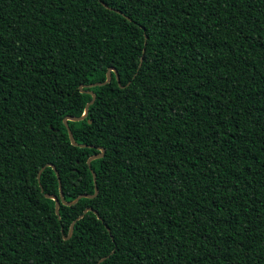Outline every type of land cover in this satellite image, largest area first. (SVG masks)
Segmentation results:
<instances>
[{"label": "trees", "instance_id": "obj_1", "mask_svg": "<svg viewBox=\"0 0 264 264\" xmlns=\"http://www.w3.org/2000/svg\"><path fill=\"white\" fill-rule=\"evenodd\" d=\"M96 263L264 264V0H0V264Z\"/></svg>", "mask_w": 264, "mask_h": 264}, {"label": "water", "instance_id": "obj_2", "mask_svg": "<svg viewBox=\"0 0 264 264\" xmlns=\"http://www.w3.org/2000/svg\"><path fill=\"white\" fill-rule=\"evenodd\" d=\"M113 69H115V68H114V67H110V68L107 70L106 78H105L104 81H101V82H95V83H91V84H88V85H81V86H80L81 90H82V91H85V90L82 89L84 86H87V87H92V86H96V85L99 86V85H103V84H106V83L110 82V80H111V71H113ZM113 72H114V71H113ZM115 76H116V79H117V81H118V83H119V85H120V82H119V76H118V72H117V71H115ZM120 86H122V85H120ZM86 91L89 92V93L92 95V98H91V100L86 104V106H85V110H84L83 114H82L81 116H78V117H76V116H66V117L63 119V122H64V124H65V126H66V128H67L68 135H69V139H70L71 143L74 144V145H79V146H84V144H78V143L74 140L73 133H72V131H71V129H70V127H69L67 121H68V120L78 121V120H81V119L85 118V116L87 115L88 107H89L90 104L93 103V101H94V99H95V94H94V92L91 91V90H86ZM88 121L90 122V120H88ZM103 153H104V149H103V148H100V153L95 154V155H92V156H90V157L88 158V160H87L88 165L90 166V162H91V160L103 156ZM48 166H51V167L55 170V172H56V176L58 177L59 198H57L55 195H52V194H45V196H46L47 198H51V199L55 198V199H53V200H54V202H55V213H56L57 215H59V203H60V200H61V202H62L63 204H73V203L77 202V201H78L80 198H82V197H93V196H95V194L97 193L96 174H95V172H94L93 170H91L92 175H93V180H94V190H95L94 194H93V195L80 194V195L77 196L73 201H70V202L65 201L64 198H63V193H62V189H61V183H60V179H59V174H58V172L56 171L54 165H52V164H48ZM40 172H41V170L38 172V175H37L38 179H39V177H40ZM87 210H91V208H86L84 211L86 212ZM79 217H81V215H80ZM79 217H78V218H79ZM72 230H73V224L70 226V229H69V232H68V235L66 236V238H69V237H70V235H71V233H72ZM104 258H106V257L101 258V259L99 260V262L102 261ZM96 264H98V263H96Z\"/></svg>", "mask_w": 264, "mask_h": 264}, {"label": "snow or ice", "instance_id": "obj_3", "mask_svg": "<svg viewBox=\"0 0 264 264\" xmlns=\"http://www.w3.org/2000/svg\"><path fill=\"white\" fill-rule=\"evenodd\" d=\"M113 71L115 72V71H117L116 69H113ZM53 199H55V198H53Z\"/></svg>", "mask_w": 264, "mask_h": 264}]
</instances>
